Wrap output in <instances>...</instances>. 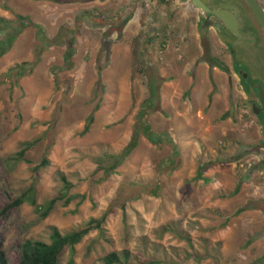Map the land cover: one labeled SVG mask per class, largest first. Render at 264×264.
<instances>
[{"label":"rangeland","instance_id":"rangeland-1","mask_svg":"<svg viewBox=\"0 0 264 264\" xmlns=\"http://www.w3.org/2000/svg\"><path fill=\"white\" fill-rule=\"evenodd\" d=\"M17 14L28 19L0 56V211L30 187L37 204L26 199L0 217L8 264H20L25 239L50 241L53 227L67 233L92 219L101 228L67 247L60 264H104L113 251L129 264H264V117L246 87L256 80L235 67L248 62V43L236 59L190 0H0V16ZM11 27L21 28L12 22L0 39ZM253 61L264 87V62ZM22 63L23 75L10 70ZM145 100L157 140L140 131L107 175L102 167L130 141ZM52 198L41 217L37 205Z\"/></svg>","mask_w":264,"mask_h":264},{"label":"trees","instance_id":"trees-1","mask_svg":"<svg viewBox=\"0 0 264 264\" xmlns=\"http://www.w3.org/2000/svg\"><path fill=\"white\" fill-rule=\"evenodd\" d=\"M28 19L26 15L23 14H17L15 20H11L9 18L0 16V33L4 30H6L9 26H11V23H18L19 27L16 29L15 27H11L10 31L7 33V35L4 38L0 39V56H3L6 54L12 44L14 43L17 34L21 32L22 28L25 26V21ZM41 27H38V32L41 34L39 36L40 42L45 43L47 41L44 32H41ZM41 50L39 48L38 53L36 54V62L33 63L32 66H34L41 57ZM74 55V51L72 48H68L65 54V66L71 67L72 66V57ZM27 63L18 64L14 67H11L10 70L12 71L14 68H19L20 71L19 75H23V70ZM29 64V63H28ZM151 96L150 101L148 104H152L151 99H153L155 90H151ZM98 108V106H97ZM146 100L142 104V109L139 112V122L137 129L134 131L130 141L125 146V148L116 155L108 156V158H111L112 161L106 166H103L105 173L107 175H110L114 172V170L128 157V155L131 154V152L138 146L140 140H139V133L140 131L147 137L150 138L152 141H156L157 139H154L153 132L151 131L149 123L146 121ZM225 115V114H224ZM223 115V116H224ZM94 120V115L91 114L88 117L87 123L85 125V128L83 132H87L90 129V126ZM26 147L23 148L19 155L22 158L25 154ZM49 164V159L45 156L41 162L42 166H46ZM64 182L66 183V188L70 187V183L67 181L66 177H62ZM29 200L32 204L36 205L37 201L35 199V193L33 192L32 187L29 188L28 194L24 193L20 197L14 199L12 202L8 203L1 211H0V217L4 215L7 210L12 208L13 206H20L22 205L25 200ZM57 202V198L50 199L47 204L38 206L36 209L40 212L41 217H47L52 209L55 206V203ZM101 221L102 219H92L88 222V224L84 227H81L79 229L73 230L71 232L63 233L61 232L57 227L52 228V232L50 235V241H45L42 239H25L20 244V250H21V256H20V264H60V256L62 252L67 248H74L77 243H79L83 237L90 232L93 228H101ZM104 264H129L128 260L125 261L122 257V255L116 251L108 253L103 258ZM125 261V262H123ZM123 262V263H122ZM0 264H8L7 258L5 257V254L1 251L0 253ZM72 264V261H71Z\"/></svg>","mask_w":264,"mask_h":264},{"label":"flooded vegetation","instance_id":"flooded-vegetation-1","mask_svg":"<svg viewBox=\"0 0 264 264\" xmlns=\"http://www.w3.org/2000/svg\"><path fill=\"white\" fill-rule=\"evenodd\" d=\"M190 2H192V4L196 8H198L194 4L193 0H190ZM259 2L261 3L262 1L259 0ZM227 3L228 4H223V5L217 4V5H213V6H208V5L207 6L209 8H211V9H216V8L217 9H228V10H231L232 12H234V14L238 17V19H239V21L241 23L240 26H239V30H241L242 28L245 29V32L244 33L240 31L241 34L243 35V37L240 38L237 35H235L234 33H232L212 13H207V16L204 17V21L206 23H209V27H213L216 31H217V29H219V31L222 32V35H220L219 37L223 41H225V43H226L227 46H228V44H230V45L233 46L234 49L232 51H234V53H235V56H234L235 58H236V55H237L236 54V48H239V49L241 48V46L238 47V45H240L238 43L241 42V41L242 42L244 41V42L248 43V45H249L248 47L250 48V52H249V48L247 49V54H249V57L247 58V57L244 56V60H246L248 62H251V61H253L255 59V57H258V58H260L264 62V55H263L264 46L260 44V40H259V37H258L257 28H260L262 31H263V29H262V27H261V25H260V23H259L256 15H255V13L249 7V5L247 4V2L245 0H239V1H236V2H231V3L230 2H227ZM229 5L232 6V7H230ZM261 5L264 8V4L261 3ZM244 10H245V12L247 14H245ZM200 11H201L202 16H204V14H206L201 9H200ZM243 15H245V16H243ZM246 28H247V30H246ZM223 34H224V36H223ZM258 45H260L261 47L263 46V47L260 49V48H258ZM251 47L253 49H251ZM242 49L243 48H241L240 52L242 51ZM235 58H234V61L236 62V59L237 58L236 59ZM248 62L239 61L237 64H235L236 65L235 67L237 68V65H241L242 64L244 67H247L249 69V71L247 73V76L248 77H244V71H242L240 68H237L238 73L241 75V77H243V80L245 78V81L244 82H247L249 79L256 80V82L255 83H252V84L245 83V84H247L246 87L248 86L247 87L248 89L252 88L256 92V90L258 91V86H259L258 83L261 84V82L259 81V76L257 75V73L254 72L255 70L252 71L251 68L248 67V65H247V64H249ZM251 71H252V73L253 72L255 73V76L253 75L254 77L250 75L251 74L250 73ZM249 75H250V77H249ZM255 94H256L257 100H258V105L257 106L258 107H262V104L260 102V97L258 96L257 93H255ZM261 112L263 113L264 110L261 111ZM262 126H263V124H262ZM259 139H262V138L260 137ZM259 146H260V148H263V146H262L261 143H260Z\"/></svg>","mask_w":264,"mask_h":264},{"label":"water","instance_id":"water-1","mask_svg":"<svg viewBox=\"0 0 264 264\" xmlns=\"http://www.w3.org/2000/svg\"><path fill=\"white\" fill-rule=\"evenodd\" d=\"M245 1L247 2L249 7L255 13V15H256V17H257V19H258V21H259V23L263 29V32H264V8H263V6L259 2V0H245ZM193 2L204 13L214 14L219 19V21H221L223 23V25H225L232 33H234L235 35H237L240 38L243 37V35L241 34V32L239 30V26L241 23H240L238 17L234 14V12H232L231 10H228V9H217V8L211 9L202 0H193ZM232 49H234L233 46H232ZM244 77H247V73H244ZM258 85H259L258 91L256 90V93L260 97V102L262 104V107H258L257 106L258 103L254 102L252 108H253L254 113L257 115V117L262 122L263 116H264L263 113L261 112L264 110V87L260 83H258ZM261 114L263 115L262 117H260Z\"/></svg>","mask_w":264,"mask_h":264}]
</instances>
